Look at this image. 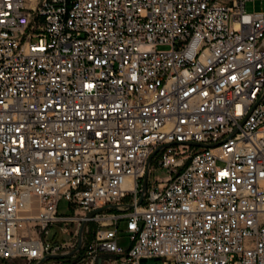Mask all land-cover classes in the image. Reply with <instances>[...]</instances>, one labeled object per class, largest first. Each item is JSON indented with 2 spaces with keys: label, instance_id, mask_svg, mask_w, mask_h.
<instances>
[{
  "label": "built area",
  "instance_id": "1",
  "mask_svg": "<svg viewBox=\"0 0 264 264\" xmlns=\"http://www.w3.org/2000/svg\"><path fill=\"white\" fill-rule=\"evenodd\" d=\"M255 1L0 0V261L264 264Z\"/></svg>",
  "mask_w": 264,
  "mask_h": 264
},
{
  "label": "water",
  "instance_id": "2",
  "mask_svg": "<svg viewBox=\"0 0 264 264\" xmlns=\"http://www.w3.org/2000/svg\"><path fill=\"white\" fill-rule=\"evenodd\" d=\"M167 146H164L163 148H165ZM147 175L145 174L144 175V178L142 180V192L144 191L145 189V186H146V182H147ZM111 209H114V207H110ZM101 210H103V208H100V210H97L95 212H92L90 213V216H93L94 214L100 212ZM84 229H85V223L81 225V228L79 230V233H78V238H77V246L74 250H72L71 252H69V254H54V255H51V256H46L45 258H43V260L37 262V264H44L45 262H48V261H51L53 259H57V260H63V259H67V257L75 254L80 246H81V238H82V235H83V232H84ZM138 264H163L162 263V260L160 258H149V259H140L138 261Z\"/></svg>",
  "mask_w": 264,
  "mask_h": 264
},
{
  "label": "rangeland",
  "instance_id": "3",
  "mask_svg": "<svg viewBox=\"0 0 264 264\" xmlns=\"http://www.w3.org/2000/svg\"><path fill=\"white\" fill-rule=\"evenodd\" d=\"M245 11L247 13H253L254 11H264V2L255 1L253 3H247L245 5ZM67 204L64 201H61L58 207V211L60 214H68L69 211H66ZM123 243L125 244L126 241H124V238H122ZM74 259H63L61 264H73ZM0 264H25L22 260L21 261H0Z\"/></svg>",
  "mask_w": 264,
  "mask_h": 264
},
{
  "label": "crops",
  "instance_id": "4",
  "mask_svg": "<svg viewBox=\"0 0 264 264\" xmlns=\"http://www.w3.org/2000/svg\"><path fill=\"white\" fill-rule=\"evenodd\" d=\"M62 260L53 259L51 261L45 262L44 264H61Z\"/></svg>",
  "mask_w": 264,
  "mask_h": 264
}]
</instances>
